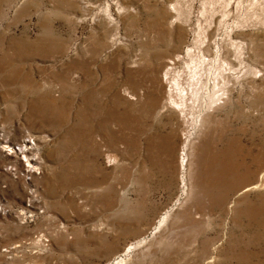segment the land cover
<instances>
[{"label":"rangeland","instance_id":"1","mask_svg":"<svg viewBox=\"0 0 264 264\" xmlns=\"http://www.w3.org/2000/svg\"><path fill=\"white\" fill-rule=\"evenodd\" d=\"M207 42L233 101L200 122ZM121 259L264 264V0H0V264Z\"/></svg>","mask_w":264,"mask_h":264},{"label":"bare ground","instance_id":"2","mask_svg":"<svg viewBox=\"0 0 264 264\" xmlns=\"http://www.w3.org/2000/svg\"><path fill=\"white\" fill-rule=\"evenodd\" d=\"M211 35V33L209 34ZM229 35V45L231 49L238 51L242 48V42H235ZM201 43V42H200ZM204 45V44H203ZM225 47V46H224ZM220 44H216L214 48L207 42L201 46L196 52L187 48L185 55L188 56L189 61L184 62L185 76L176 78V85L179 86V91L182 97L185 96L188 89L194 94V102L196 101L199 106L202 105L204 109H199L196 119L200 122L208 120L212 116L209 109L219 108L226 103L232 102V89H233V73L235 70L234 62L228 55V49L225 50ZM232 73V74H231ZM182 73H179V75ZM204 77L201 78V75ZM186 77V79H185ZM185 80V87H182ZM177 86V87H178ZM180 103L173 104L179 108ZM208 172L205 168V173ZM263 180V174L261 175ZM118 264H128L125 259H121Z\"/></svg>","mask_w":264,"mask_h":264}]
</instances>
